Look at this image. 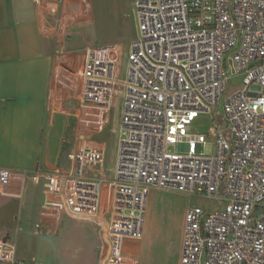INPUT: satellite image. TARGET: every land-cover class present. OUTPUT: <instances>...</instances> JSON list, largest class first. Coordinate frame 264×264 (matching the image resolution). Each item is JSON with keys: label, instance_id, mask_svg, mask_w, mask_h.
<instances>
[{"label": "built area", "instance_id": "1", "mask_svg": "<svg viewBox=\"0 0 264 264\" xmlns=\"http://www.w3.org/2000/svg\"><path fill=\"white\" fill-rule=\"evenodd\" d=\"M133 7L137 35L123 81L116 75L119 44L90 45L80 98L82 106L109 108L116 89L123 92L105 210L106 264H123L124 240L142 236L154 187L224 204L187 209L181 264H264V0H133ZM219 103L222 118H213L207 134L193 131ZM206 136L216 141L211 156L197 151ZM69 156L76 171L63 206L98 215L103 178L88 171L103 166L105 151L84 148ZM27 174L0 167V186ZM44 178V208L56 210L68 176ZM0 264H23L16 241L0 238Z\"/></svg>", "mask_w": 264, "mask_h": 264}, {"label": "crops", "instance_id": "2", "mask_svg": "<svg viewBox=\"0 0 264 264\" xmlns=\"http://www.w3.org/2000/svg\"><path fill=\"white\" fill-rule=\"evenodd\" d=\"M58 3L0 0V167L28 172L0 186V238L16 241L23 264H106L105 210L112 201L122 109L116 119L113 105L80 104L90 45L68 43V28L77 21ZM84 148L105 151L103 166L88 171L91 178H103L98 215L71 213L63 206L76 171L69 155ZM45 173L68 176L56 210L44 208ZM158 189L149 193L142 236L124 240L123 264L182 263L188 208L179 219L161 223Z\"/></svg>", "mask_w": 264, "mask_h": 264}, {"label": "rangeland", "instance_id": "3", "mask_svg": "<svg viewBox=\"0 0 264 264\" xmlns=\"http://www.w3.org/2000/svg\"><path fill=\"white\" fill-rule=\"evenodd\" d=\"M60 3H62L63 11L74 14L75 16H70H73L77 21L68 28L67 33L70 37L67 38V41L69 44H73L77 48L87 44H119L116 75L122 82L127 71L130 44L137 35V20L131 0H61L58 4ZM230 89H232L231 86ZM122 107L123 92L117 88L112 106V113L116 119L121 114ZM220 113L223 115V103H219L211 115L202 114L193 123L192 130L207 134L213 124V118L216 119ZM215 150L216 141L212 136H206L205 143L199 144L197 148L198 153H203L205 156L213 155ZM114 166L115 159L112 161L110 155L108 168L111 172H113ZM158 190L155 206L163 216L161 223L171 221L174 217L179 219L181 213L190 206H201L208 210L224 206V204L218 203L219 201L215 198L191 195L170 189Z\"/></svg>", "mask_w": 264, "mask_h": 264}, {"label": "water", "instance_id": "4", "mask_svg": "<svg viewBox=\"0 0 264 264\" xmlns=\"http://www.w3.org/2000/svg\"><path fill=\"white\" fill-rule=\"evenodd\" d=\"M219 118L221 119L222 118V115H219ZM224 121H222V123H223ZM224 125V124H223ZM223 125H222V127H223Z\"/></svg>", "mask_w": 264, "mask_h": 264}]
</instances>
